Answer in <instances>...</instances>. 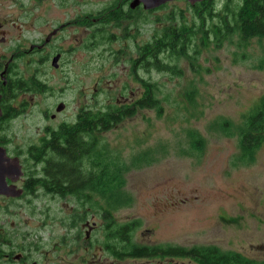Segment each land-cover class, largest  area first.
Here are the masks:
<instances>
[{
    "label": "rangeland",
    "instance_id": "rangeland-1",
    "mask_svg": "<svg viewBox=\"0 0 264 264\" xmlns=\"http://www.w3.org/2000/svg\"><path fill=\"white\" fill-rule=\"evenodd\" d=\"M113 1L0 0V23L5 30V34L0 33V65L11 54L23 52L32 42L40 43L54 27L65 24L41 52L13 60L10 77L35 75L46 90H15L12 94L16 96L10 100V94L5 96L3 103L25 110L5 122L2 142L24 150L38 141L43 125L72 122L84 106L119 105L126 99L134 103L144 93L143 81L155 82L162 106L159 114L153 108H137L134 115L99 134L103 143L118 153L117 159L129 166L123 173V189L130 201L112 219L139 221L135 232L139 241L187 246L217 243L241 252L249 243L264 242V129L255 156L246 159L239 156L237 130L226 135L219 127L243 126L245 115L264 95V68L259 67L264 41L252 38L242 45L233 34L221 38L216 46L211 35L202 46L197 37L194 48H199L200 54L195 60L183 57L177 64L179 75L156 72L153 64L148 70L137 68L134 74L131 62L137 47L169 24V14L175 23L192 21L193 5L187 0L166 2L152 9L146 21L138 22L136 16L132 25L123 21L119 28L110 27L114 38L103 44L97 36V31L102 33L98 24L92 21L85 30L74 23L78 14H95ZM214 1L217 9L225 3ZM56 51H63L58 68L50 65ZM59 101L65 108L49 118ZM24 163L27 168L29 162ZM8 202L20 205L9 208L5 217L9 220L33 218L34 210L46 212L39 217L42 219H66L74 205L68 196L59 199L43 194ZM0 203L7 201L0 198ZM92 214L96 212L88 213L90 221ZM98 218L93 219L99 222ZM57 226L60 235L62 229L59 223ZM91 235L92 245L100 244L103 232L98 226ZM81 243L75 241V264L110 260L104 254L93 255V250L85 252Z\"/></svg>",
    "mask_w": 264,
    "mask_h": 264
},
{
    "label": "trees",
    "instance_id": "trees-1",
    "mask_svg": "<svg viewBox=\"0 0 264 264\" xmlns=\"http://www.w3.org/2000/svg\"><path fill=\"white\" fill-rule=\"evenodd\" d=\"M123 2L125 1L121 3L124 4ZM116 3L117 1H114L106 5L97 13L99 14L96 18L99 22L97 29L102 32L97 31V36L102 44L111 42L114 38L110 27L119 28L123 21L132 24L134 16L131 14L125 16L126 13L121 8H113ZM192 8V21L175 23L173 14H169L167 19L169 24L155 30L151 39L137 47L139 57L136 62L139 67L148 69L149 64H153L156 72L179 75L178 62L183 57L195 60L200 54V49L194 48V40L197 37L202 46L208 44L211 35L216 46H219L221 38L233 34L239 37L242 45L252 38L264 41V0H225L220 9H217L214 0H204L195 3ZM133 11L137 16L135 20L143 22L147 20L146 16L151 10L146 11L137 7ZM129 12L132 10L129 9ZM93 16L95 15L91 14L90 17ZM189 50L197 54L192 56ZM259 67L264 68V57ZM36 81L31 79L25 84L21 82L20 77H11L7 86L11 93L15 90L20 93L25 87L31 88L32 92L45 91V85ZM143 86L144 93L138 100L137 107L153 108L159 114L162 106L155 94L157 85L155 82L144 80ZM15 96L11 94L8 100ZM135 112L134 105L118 106L108 103L103 108L98 106L96 111L92 109L90 114L78 113L73 122L60 123L47 138L45 136L42 139L39 146L29 147L28 154L32 156L34 163L33 171L26 183L27 188L30 189L32 185L40 186L46 192L55 193L60 198L75 196L81 205L87 203L90 196L99 197L101 201L99 199L96 203L103 201L105 209L101 212L106 216L113 209L128 205L130 195L118 191L124 186L123 173L129 166L117 159L118 153H115L108 143H103L98 133L111 129L123 118L132 116ZM17 113L18 111L10 103L4 104L3 113L0 115V138L5 129V122L15 117ZM245 118L243 126L220 124L219 127L226 135H232L237 130L240 146L250 150L253 147L245 146L244 140L248 137L250 139L251 133L258 132L259 127L264 124V95L259 98L254 110L246 114ZM197 141L199 137L193 143L196 144ZM253 145H256V142ZM133 162L132 164H135L136 160L134 159ZM39 164L42 169H39ZM39 173L42 174L41 177L38 176Z\"/></svg>",
    "mask_w": 264,
    "mask_h": 264
},
{
    "label": "flooded vegetation",
    "instance_id": "flooded-vegetation-1",
    "mask_svg": "<svg viewBox=\"0 0 264 264\" xmlns=\"http://www.w3.org/2000/svg\"><path fill=\"white\" fill-rule=\"evenodd\" d=\"M114 1H117V3L113 6V8H121L123 12L126 13L125 16L131 14L135 19L136 14L133 10L139 6L136 8H131V0ZM122 1H125L123 2L124 4L121 3ZM129 9H131L132 12H129ZM98 11L93 14L95 15L93 17H90L92 13L85 12L83 15L78 14L77 18L74 20V23H76L78 26H84L85 30L91 26L92 21L95 22L96 26V24H99L98 19H96L97 15H99L97 14ZM65 23L69 24V22ZM1 26L2 23H0V33L5 34V30H3ZM64 26L65 24L61 23L54 27L53 33H48L45 37V40L41 41L40 43H30L29 47H25L23 49V52L20 51L18 53L11 54L9 58L2 65H0L1 114L3 113L4 104H6L3 103L5 96L7 94H12L10 88L7 86V82L9 78H11L10 72L12 71L13 60L25 55H33L35 53L41 52L49 43L50 38L53 36L52 34L61 30ZM62 54L63 51H56L52 55L50 59V65L52 67H59V60L61 59ZM138 57L139 55L137 53V56L133 59L135 61L131 62V69L134 74L136 69L139 68V64L136 62ZM54 58H56V60H54ZM3 71H5V73H2ZM15 77H20L21 82L25 84L30 82L31 79H34L35 81L37 80L36 82L39 83V80L38 78L36 79L35 75H29L27 77L13 76V78ZM25 92H32L31 88L25 87V90H22L20 93ZM140 98H138L134 103H129L126 99V101L123 100L124 102L122 104L126 106L134 105V108L137 109L138 100ZM60 104L63 105V108L60 111H57L56 108ZM122 104H119L118 106H123ZM13 107L16 109V111H18L16 116L13 118H16L22 110H25L23 108H17L14 105ZM64 108L65 104L59 101L55 105L54 113H49V118H55V116L62 112ZM97 108L98 106L94 105L93 110L96 111ZM91 110L92 108H86L84 106L79 109L77 114L80 112H86L90 114ZM55 112L57 114H55ZM13 118H10L9 120ZM57 126L52 127L49 125H43L41 128L42 133L39 135L38 141L27 145L24 150L13 149L9 145H6L2 142L3 137L0 138V147L5 150L6 157L10 159L17 158L22 170V175L17 178H15V174H10L11 176H6L5 178L6 184L8 186L14 185L16 189L20 190L19 195L10 196L6 194H0V198L7 201V203H0V264H75L74 252L76 240L82 241L81 246L85 252L87 251V253H89L90 250H93L95 251L93 255H106V259L109 258L110 260L105 264H154L152 262H157V264H170L169 260H181V264H264V242H256L254 244L249 243V246L241 252L233 248H221L217 243H212L211 245L187 246L183 244L175 245L165 241H147L144 239L139 241L135 235V232L139 226V221L127 220L118 222L112 219V215L119 208L127 207V205L121 206L118 209H113V211L106 216L101 212L105 209L103 201L99 204L96 203V201L99 199L101 201V198L99 197L97 198L90 196L88 202L81 205L77 202L78 200L75 198V196H68L71 199V203H74V205L67 213L66 219L56 220L39 218L43 215H46V212H43L42 210L32 211L31 213L34 215V217L30 219H5L6 215L10 214L9 208L11 206L14 208L20 207V205H13L8 201L18 199L21 200L26 196L37 194L57 196L59 199H62L55 193L51 194L50 192H46L40 186L34 187L32 185L30 189H28L26 186L28 178L33 171L34 163V159L32 156H30V154H28L29 147L32 145L39 146L42 139L45 136L47 138L50 132L57 128ZM263 129L264 124L259 127L258 132L251 133V135L249 134L251 137L250 139L248 137L246 140H244L245 146L251 145L253 149H243L239 143L238 148L240 157H247L246 159H248L251 158L252 155L253 157L255 156L257 151L256 148L260 143L261 132ZM102 131H100L98 134H100ZM254 142H256V145H253ZM35 155L36 154H34V157ZM24 161L29 162V169H27L28 167L25 168ZM39 169H42L40 164ZM41 175L42 174L40 173L38 174L39 177H41ZM12 177H14V179ZM120 191L125 192L123 188L118 192ZM92 211L96 212V214L91 215L92 220L90 221V218H88V213ZM96 216L99 217V222L94 220ZM100 218H103L104 220L102 219L101 221ZM57 223H59L60 228L62 229L60 235L58 234ZM97 226L98 229L100 228L102 230L103 236H101L100 244L92 245L93 236L91 234ZM255 253H257V256L261 254L262 256L260 258H256ZM98 261H100V258ZM82 264L85 263L82 262Z\"/></svg>",
    "mask_w": 264,
    "mask_h": 264
},
{
    "label": "water",
    "instance_id": "water-1",
    "mask_svg": "<svg viewBox=\"0 0 264 264\" xmlns=\"http://www.w3.org/2000/svg\"><path fill=\"white\" fill-rule=\"evenodd\" d=\"M172 0H131L130 1V7L136 8L137 6H142L144 10H151L155 9L157 7H160L161 5L165 4L166 2H169ZM189 4L193 5L196 2H201L204 0H187ZM56 60V58H54ZM2 73H5L3 71ZM63 108V105L60 104L57 106L56 110L60 111ZM1 115V110H0ZM10 174H15L16 177H19L22 175L21 167L17 161V158L10 159L6 157L5 150L0 147V194H6L10 196H17L20 193L19 189H16L14 185L8 186L6 184L5 178L6 176H11ZM14 179V177H12Z\"/></svg>",
    "mask_w": 264,
    "mask_h": 264
},
{
    "label": "bare ground",
    "instance_id": "bare-ground-1",
    "mask_svg": "<svg viewBox=\"0 0 264 264\" xmlns=\"http://www.w3.org/2000/svg\"><path fill=\"white\" fill-rule=\"evenodd\" d=\"M197 3V2H196ZM194 5V4H193Z\"/></svg>",
    "mask_w": 264,
    "mask_h": 264
}]
</instances>
